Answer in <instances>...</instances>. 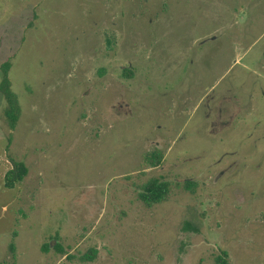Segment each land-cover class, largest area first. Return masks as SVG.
Listing matches in <instances>:
<instances>
[{
  "label": "rangeland",
  "instance_id": "374dc122",
  "mask_svg": "<svg viewBox=\"0 0 264 264\" xmlns=\"http://www.w3.org/2000/svg\"><path fill=\"white\" fill-rule=\"evenodd\" d=\"M5 62L0 262L264 264V0H0Z\"/></svg>",
  "mask_w": 264,
  "mask_h": 264
},
{
  "label": "trees",
  "instance_id": "16d2710c",
  "mask_svg": "<svg viewBox=\"0 0 264 264\" xmlns=\"http://www.w3.org/2000/svg\"><path fill=\"white\" fill-rule=\"evenodd\" d=\"M11 69V63L5 62L1 65L0 71L2 73V79L0 81V93L5 99L6 107L4 109V115L8 120V125L11 130H15L18 119L20 108L16 94L11 88V81L9 77ZM128 75L131 76V72L127 70ZM145 165L149 168L158 167L163 162V155L159 152L145 155ZM28 174V168L25 163L12 161V167L6 173L4 177V187L7 189H14L18 184L22 183ZM187 185L190 182H185ZM171 192V183L168 181L161 180L159 178H153L149 180L144 186L141 187V192L138 194V198L148 207H152L161 203L165 200ZM56 239L58 236L55 237ZM50 245L45 246V251L49 250ZM58 252H63L60 245H56ZM14 250V245L11 246ZM87 257V256H86ZM92 260V257H87V260ZM0 264H8L7 262H0ZM15 264V263H12ZM215 264H229L227 252H222L221 255L215 259Z\"/></svg>",
  "mask_w": 264,
  "mask_h": 264
}]
</instances>
